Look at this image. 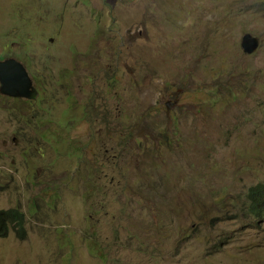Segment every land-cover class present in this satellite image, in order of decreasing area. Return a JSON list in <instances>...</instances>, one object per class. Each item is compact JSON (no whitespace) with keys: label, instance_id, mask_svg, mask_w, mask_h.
Wrapping results in <instances>:
<instances>
[{"label":"rangeland","instance_id":"374dc122","mask_svg":"<svg viewBox=\"0 0 264 264\" xmlns=\"http://www.w3.org/2000/svg\"><path fill=\"white\" fill-rule=\"evenodd\" d=\"M2 58L0 264H264V0H0Z\"/></svg>","mask_w":264,"mask_h":264},{"label":"trees","instance_id":"16d2710c","mask_svg":"<svg viewBox=\"0 0 264 264\" xmlns=\"http://www.w3.org/2000/svg\"><path fill=\"white\" fill-rule=\"evenodd\" d=\"M4 59V58H2ZM6 59V58H5ZM68 73H61V79H68ZM40 96L33 100H25L28 103H32L40 107V104L44 99L49 97L48 92L45 89H41ZM70 95V93H69ZM46 113L47 109L43 107ZM45 122L43 120L38 123L41 124ZM47 122V121H46ZM247 209L252 215L264 218V182L252 186L247 191ZM25 214L18 208H10L5 210H0V238L7 237L8 233L12 230L18 239H24L26 236L25 228Z\"/></svg>","mask_w":264,"mask_h":264},{"label":"water","instance_id":"95a60500","mask_svg":"<svg viewBox=\"0 0 264 264\" xmlns=\"http://www.w3.org/2000/svg\"><path fill=\"white\" fill-rule=\"evenodd\" d=\"M258 45V39L251 35L244 37L243 48L245 52H254ZM0 84V92L12 98L33 99L38 95L27 68L15 58L0 61Z\"/></svg>","mask_w":264,"mask_h":264},{"label":"clouds","instance_id":"9594fccd","mask_svg":"<svg viewBox=\"0 0 264 264\" xmlns=\"http://www.w3.org/2000/svg\"><path fill=\"white\" fill-rule=\"evenodd\" d=\"M246 35H251L253 38H256V39H258L257 37H255V36H253L252 34H250V33H247V34H245L244 35V37L246 36ZM243 40H244V38H243ZM258 41H259V39H258ZM242 47H243V42H242ZM258 47H259V45H258ZM258 47H257V49H258ZM243 50H244V48H243ZM245 51V50H244ZM16 59V58H15ZM3 60H5V59H3ZM3 60H0V61H3ZM18 60V59H17ZM20 61V60H19ZM21 62V61H20ZM26 67V66H25ZM27 68V67H26ZM28 70V69H27ZM29 72V71H28ZM6 96V95H5ZM39 96V91H38V95L35 97V98H33V99H36L37 97ZM7 97H9V96H7ZM12 98V97H11ZM16 99H25V100H33V99H26V98H16Z\"/></svg>","mask_w":264,"mask_h":264}]
</instances>
